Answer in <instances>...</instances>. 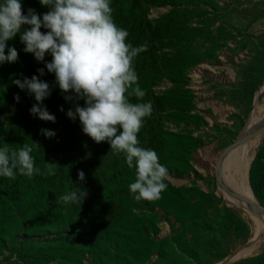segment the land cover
<instances>
[{"label": "rangeland", "instance_id": "rangeland-1", "mask_svg": "<svg viewBox=\"0 0 264 264\" xmlns=\"http://www.w3.org/2000/svg\"><path fill=\"white\" fill-rule=\"evenodd\" d=\"M21 3L25 14L49 10L39 0ZM111 7L128 42L148 45L134 67L154 111L138 139L168 169V187L159 200L137 202L129 191L135 168L66 116L72 102L46 69L39 78L53 90L43 104L56 122L30 114L34 97L12 81L39 75L44 62L23 51L18 33L6 42L18 60L0 64V147L38 142L40 173L0 177V264H264V201L253 192L259 210L251 211L228 193L239 157L255 144L250 190L264 172V0H111ZM46 162L58 164L55 175ZM75 188L87 192L81 205L58 202Z\"/></svg>", "mask_w": 264, "mask_h": 264}, {"label": "clouds", "instance_id": "clouds-1", "mask_svg": "<svg viewBox=\"0 0 264 264\" xmlns=\"http://www.w3.org/2000/svg\"><path fill=\"white\" fill-rule=\"evenodd\" d=\"M39 3L49 10L38 14L29 8L25 14L21 0H0V64L18 60L16 48L6 43L18 33L23 51L33 54L37 62H44L43 68L36 69L39 75L12 81L34 97L36 103L29 109L30 114L42 121L56 122L55 115L43 104L53 90L52 85L39 78L46 69L54 74V84L65 94L64 100L72 102L66 116L72 121L78 118L85 135L95 143L106 141L113 154H123L127 166L135 168L134 182L129 185L133 198L137 202L161 199L168 187V169L159 162L157 152L141 147L138 139L145 119L154 111L152 101H144L146 90L140 87L134 67L135 58L148 50L147 42L140 46L128 42V31L114 20L111 0ZM24 25L30 27L22 30ZM42 28L47 31L42 32ZM46 54L51 56L50 62H45ZM132 97L139 102L133 103ZM13 98L20 101L18 94ZM80 100L83 106L78 103ZM60 111H64L62 106ZM14 112L13 107L8 115ZM40 132L45 138L56 135L48 129ZM40 147L32 140L19 148L4 143L0 147V177L15 180L18 174H39L32 153ZM57 166L55 162H46L47 175H55ZM77 178L84 181L85 173L79 170ZM86 195L85 190L75 188L58 202L81 205Z\"/></svg>", "mask_w": 264, "mask_h": 264}, {"label": "bare ground", "instance_id": "bare-ground-1", "mask_svg": "<svg viewBox=\"0 0 264 264\" xmlns=\"http://www.w3.org/2000/svg\"><path fill=\"white\" fill-rule=\"evenodd\" d=\"M255 129V128H254ZM254 132V131H253ZM249 133V132H248ZM247 134V133H246ZM245 134V135H246ZM253 133H249L248 135H251ZM246 136L244 135H241V137H239L240 139L241 138H244ZM242 142L240 141V144ZM240 144H237L235 147H238L240 146ZM254 148V152L250 155H244V156H240L239 157V161H240V169H241V172L240 174L238 175V177H233L232 180H233V184L230 188V190H228V193L231 195V196H234L236 197L238 200H240L241 202H244V204H246V206H244L245 208H247V205L250 207L249 210L253 211V210H259V205H258V202L257 200L255 199L254 195L252 194L251 190L249 189V186H248V172H249V168H250V165L254 159V154L255 152L258 150V146L257 144H255L253 146ZM236 149V148H235ZM233 149V151L235 150ZM237 150V149H236ZM235 150V151H236ZM229 152V151H228ZM234 153V152H233ZM232 153V154H233ZM226 153L222 154V156L219 158V160L221 158H223L225 156ZM229 155V154H228ZM218 160V161H219ZM218 163V162H217ZM216 163V164H217ZM237 176V175H236ZM239 206V205H238ZM241 206V204H240ZM259 212V211H258ZM261 212V211H260ZM251 216V215H250ZM254 218V217H253Z\"/></svg>", "mask_w": 264, "mask_h": 264}, {"label": "trees", "instance_id": "trees-1", "mask_svg": "<svg viewBox=\"0 0 264 264\" xmlns=\"http://www.w3.org/2000/svg\"><path fill=\"white\" fill-rule=\"evenodd\" d=\"M251 187L258 201H264V172L257 178L253 179ZM264 255L261 257L263 260Z\"/></svg>", "mask_w": 264, "mask_h": 264}, {"label": "water", "instance_id": "water-1", "mask_svg": "<svg viewBox=\"0 0 264 264\" xmlns=\"http://www.w3.org/2000/svg\"><path fill=\"white\" fill-rule=\"evenodd\" d=\"M245 138H246V137H244V138H241V139H239L238 141H239V142H240V141L242 142V141H244V140H246V139H247V138H246V139H245ZM250 187H251V183H250ZM251 191H252V193H253L252 187H251ZM225 264H228V263H225Z\"/></svg>", "mask_w": 264, "mask_h": 264}]
</instances>
